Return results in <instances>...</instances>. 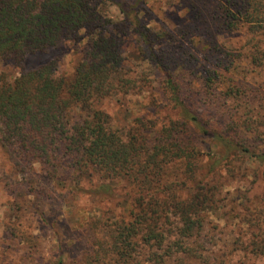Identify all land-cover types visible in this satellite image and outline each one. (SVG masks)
<instances>
[{"label":"trees","instance_id":"16d2710c","mask_svg":"<svg viewBox=\"0 0 264 264\" xmlns=\"http://www.w3.org/2000/svg\"><path fill=\"white\" fill-rule=\"evenodd\" d=\"M178 5L181 26L149 0H0V61L19 68L14 78L0 72V147L19 175L5 185L92 199L71 209L73 264H264V82L246 81L241 67L264 73V0ZM82 32L73 75L57 55L27 66ZM138 61L179 116L163 125L139 116L124 134L104 105L151 87ZM190 77L202 85L193 99ZM240 182L242 202L232 192ZM257 183L261 193L248 194ZM222 219L246 227L228 230ZM60 250L47 264H66Z\"/></svg>","mask_w":264,"mask_h":264},{"label":"rangeland","instance_id":"374dc122","mask_svg":"<svg viewBox=\"0 0 264 264\" xmlns=\"http://www.w3.org/2000/svg\"><path fill=\"white\" fill-rule=\"evenodd\" d=\"M178 1L149 0V5L154 7L155 12L163 20L181 26L186 23L183 18L185 16V7L178 5ZM181 15L183 16L181 17ZM157 21L154 17H148L150 25H158ZM81 35L83 37L80 41L66 42L59 50L45 55L31 56L27 66L31 67L32 64L39 60H45L52 55H57L61 60L60 70L68 76L73 75L80 58V52L87 46V38L84 37V32ZM240 38V35H238L233 39L237 42ZM184 40L187 46L193 47L191 50L200 47L198 41L190 43L187 39ZM129 42L133 44V38H130ZM230 42H233L232 38ZM237 54L235 53V55ZM136 67L139 71L148 72L151 79V87H145L139 93H130L125 96L111 98L104 105L112 115L114 127L124 134L128 131L132 120L139 116L154 119L157 125H163L164 121L170 118L178 119L179 116L177 109L174 108V103L167 100L163 94L161 83L155 73L152 72V66L147 62L140 63L138 61L136 62ZM241 67H246L247 69V73H242L243 77H246V81H255L256 85L264 82V73L263 75H258L254 68L248 64L247 60L242 63ZM237 70L239 71V69ZM3 71L9 73L11 78L19 74V68L0 61V72ZM190 82L192 83L190 84ZM187 86L190 89L187 93L191 95L192 99L191 91H196V89L202 87L197 79L191 77L187 79ZM262 120L264 121V118ZM205 148L207 149L206 146ZM38 171L40 172L39 168ZM18 176L16 168L8 160L6 150L0 147V264H47L49 261H55L59 258V254L62 251L60 250L61 245L65 251L62 256L65 263L73 264L75 255L80 257V252H77L75 245H69L74 241V235L79 233L74 227L73 219H76V216L71 214V209L75 207L76 209L85 208L88 210L94 206L91 202L92 199L88 200L86 194L80 195L78 199L73 198V195L69 196V199H62L51 192L50 189L46 190L44 197L26 194L25 190L12 193L6 187L5 182L10 181L12 178L16 179ZM249 179L254 178L250 177ZM243 185L244 183L240 182V193L234 192L236 191L234 190L236 184L231 187V190H234L232 192L238 198V202H242L238 196L247 189V186ZM258 185L259 183L253 189L249 188L248 194H260L262 188L258 187ZM55 187L59 192L63 190L61 186L56 185ZM256 200L254 204L258 203ZM98 206H100L98 209H92L89 213L91 218L94 216L97 218L98 214H100V208L103 206L100 203ZM212 217L215 219L216 214ZM224 219L221 221L223 224H229L228 230L246 227V225L238 223L237 219H231L228 222H225L226 220ZM76 243H81V240ZM81 244L83 246V243Z\"/></svg>","mask_w":264,"mask_h":264}]
</instances>
